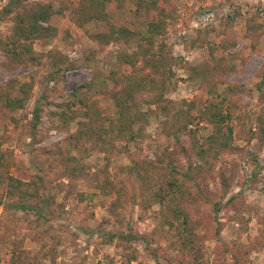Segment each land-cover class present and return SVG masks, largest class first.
I'll return each instance as SVG.
<instances>
[{"label": "rangeland", "instance_id": "rangeland-1", "mask_svg": "<svg viewBox=\"0 0 264 264\" xmlns=\"http://www.w3.org/2000/svg\"><path fill=\"white\" fill-rule=\"evenodd\" d=\"M88 3L0 0V196L9 177H40L53 198L39 217L1 197L0 264L181 261L179 252L169 253L173 237L160 226L162 207H149L137 177L147 163L160 169L162 183L172 168L191 176L197 202L190 215L204 264H264V0H125L101 20L90 18L101 13ZM42 5L48 20L17 42L16 27H28ZM115 24L134 38L97 36ZM151 24L160 25V35L149 46ZM141 46L152 51L150 66ZM150 77H158L155 91L133 102L145 116L126 124L124 140L116 101L132 79ZM23 84L32 89L25 106L7 107L1 89L10 85V95L21 98ZM189 109L186 132L165 135ZM206 111L226 120L213 125L202 118ZM101 134L109 160L99 149ZM194 134L200 141L220 136L223 149L207 145V155L198 156ZM103 177L125 191L116 208L118 195L102 194Z\"/></svg>", "mask_w": 264, "mask_h": 264}, {"label": "trees", "instance_id": "trees-1", "mask_svg": "<svg viewBox=\"0 0 264 264\" xmlns=\"http://www.w3.org/2000/svg\"><path fill=\"white\" fill-rule=\"evenodd\" d=\"M124 1L125 0H89V3L86 5H89L92 10L101 13L100 15L91 14L90 18L101 20V16L104 11L107 12L110 8L113 7L120 8ZM47 9L48 6H40L31 14V17H29L31 19L30 25L28 27H16L17 42L24 41L26 38H28L27 34L29 32L30 35L38 33L39 30L37 26L39 21L48 20L46 14ZM105 12L103 18L107 19V14H105ZM20 23L23 25L24 19H19L18 24L20 25ZM262 27L263 26H260L258 29L260 36L263 29ZM159 28V24L150 25L148 30L149 36L147 38L149 46H152L155 37L157 35H160ZM250 30L251 32L247 37L248 40L251 41L252 47L255 48L258 41L256 40L257 38L254 37L255 35H253L255 34L253 33L254 28L251 27ZM100 35H103V38L108 42H120L128 39L132 40L135 36L128 28L124 27L122 24L109 26L107 30L104 31V33L97 34V36L99 37ZM16 41L14 42L16 43ZM27 49L28 48H24L25 51ZM140 49L141 52L139 55H141L142 58L147 61V64V55H152V51H147L148 49L146 50V48L144 50L142 46L140 47ZM120 61L121 63H131V59L129 57H121ZM147 65H149V63ZM153 68L154 70L159 72L158 63L155 62ZM157 78L158 77L151 79L150 77L148 79L144 78L143 80L132 79L131 82L124 87L122 97L116 101V106L120 114L118 123L119 126L117 127L118 133L124 140L129 135L127 132L129 126L131 125L132 127L134 122H138L140 116H145L143 114H135L134 112L136 103L133 102L136 99V95L139 96L145 91L147 92V90L155 91L156 88H154V84H156ZM22 88L23 95L21 98L12 97L10 95V85H6L1 89V94L6 99L5 103L7 107L11 109H18L25 106V103L28 100L32 89L31 86L27 84H23ZM189 108L191 107L189 106ZM189 111H191V109L187 110L186 112H181L182 116L178 117L179 123H171L169 127L170 129H168V131H165L164 134L170 136L177 135V133L186 132L188 125L190 124V122H192L191 119L186 117ZM208 112L209 113H207V111L203 112L202 118H205L209 123L213 125H217L219 122L226 120V116L222 117V119H218L219 115L217 112ZM35 116L36 118L39 117L38 112H35ZM126 124L129 126H126ZM110 132L111 130H105L103 131V134H108ZM103 134L99 135V149L101 150V152H104L106 155H108L107 159L109 160V154L111 150L110 148H107V146L109 145L106 144V142L109 140H104L102 138ZM129 138L133 140L135 136L131 134V137ZM220 138V136L217 137L216 135V137H212L211 140L206 139L200 141V139L198 140L195 135V139H197L196 143L198 144L195 147V149H197L196 154L200 157H205L207 154L204 155L206 153V151L204 150H206L207 145L209 147V150L211 151H218L217 145L220 147V149H223V144L218 143ZM2 167L3 166H1V168ZM136 174L137 177H139V179H141L144 183L143 188L147 195L146 200L149 204V207L154 204H159L162 207L163 219L160 222V226L162 229H167L168 234L172 235L173 237L171 244H169V253L170 251H177L181 256H183V259L176 264H204L202 260V252L199 248L200 239L197 232L199 226L194 225V220L191 217V207L194 203L197 202L196 197L189 190L186 182V180H188V178L190 179L191 176L186 174H179L176 168H172V171L166 177V183H162L160 169L154 166L152 163H147L144 168H139L138 170H136ZM103 179L105 181V184L100 187V189L102 190V194L109 196L114 193L118 195L115 202L113 203V208H116L117 205L120 204V197H122L125 191L123 188H119L115 183L109 181L107 178L103 177ZM42 181L43 180L40 177L37 179L34 178L29 182H23L14 177H9L7 186L4 190V193H2V195L0 196V199L1 197L5 196V198L8 199L9 202L11 201V203L8 204L7 207L15 208L23 212L33 211L36 215L42 217L45 210L50 207V201H53V198H47V195L45 193L46 190ZM157 185L159 186L158 188ZM111 238L114 239V236H111ZM136 239L138 240L139 238ZM169 264H173V262L169 260Z\"/></svg>", "mask_w": 264, "mask_h": 264}, {"label": "built area", "instance_id": "built-area-1", "mask_svg": "<svg viewBox=\"0 0 264 264\" xmlns=\"http://www.w3.org/2000/svg\"><path fill=\"white\" fill-rule=\"evenodd\" d=\"M211 16L213 17V14L209 15L208 17H211Z\"/></svg>", "mask_w": 264, "mask_h": 264}]
</instances>
